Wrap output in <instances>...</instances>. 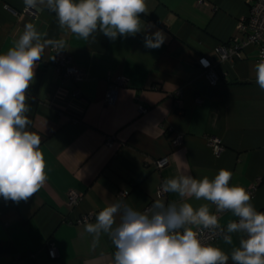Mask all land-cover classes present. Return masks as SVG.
Instances as JSON below:
<instances>
[{
	"label": "crops",
	"instance_id": "1",
	"mask_svg": "<svg viewBox=\"0 0 264 264\" xmlns=\"http://www.w3.org/2000/svg\"><path fill=\"white\" fill-rule=\"evenodd\" d=\"M147 3L149 13L141 16L147 34L161 30L166 36L155 49L145 47L143 31L114 41L97 31L85 41L60 28L56 13L46 6L36 7V16H30L24 12L25 0H0V54L32 24L42 40L64 41L58 53L68 55L83 73L79 80L62 83L56 52L45 47L28 89L26 115L28 130L41 138L47 180L27 201L0 197V240L15 247L0 252V264H112L110 236L94 238L85 225L95 223L107 204L121 200L122 190L128 191L123 202L137 211L157 199L179 203L177 194H159L158 188L180 174L213 178L227 169L231 184L256 186L251 202L264 208V90L256 83L258 48L246 43L232 60H219L215 52L217 45L241 35L247 0ZM202 56L215 62L216 84L200 67ZM117 75L126 82L114 88L113 100L107 102ZM60 84L68 91L78 89L80 98L54 97ZM177 134L180 140L174 142ZM212 137L222 145L219 152ZM165 156L167 163L158 166ZM70 189L82 193L72 206L67 203ZM189 202L195 207L207 203ZM85 214L92 216L79 221ZM216 214L223 228L237 219L231 212ZM242 236L233 233L231 245L222 237L213 244L230 253ZM49 238L58 251L53 258L46 248ZM23 253L33 259L18 260Z\"/></svg>",
	"mask_w": 264,
	"mask_h": 264
},
{
	"label": "clouds",
	"instance_id": "2",
	"mask_svg": "<svg viewBox=\"0 0 264 264\" xmlns=\"http://www.w3.org/2000/svg\"><path fill=\"white\" fill-rule=\"evenodd\" d=\"M30 8L46 6L56 13L60 28L87 41L99 31L111 40L145 32V47L159 48L166 40L161 30L148 33L141 16L149 13L147 0H25ZM94 39V37H93ZM46 46L61 51L64 41L42 40L32 24L5 54H0V197L27 201L46 183L41 138L28 130V89ZM264 56V53H262ZM256 83L264 90V59L255 64ZM232 173L220 169L213 178L180 174L166 179L164 193L181 201L157 199L144 211L118 200L107 204L87 223L85 231L98 238L108 234L115 246L112 264H264V212L252 204L251 194L231 184ZM207 203L193 206L192 199ZM209 205L215 206V212ZM231 212L236 220L222 228L216 213ZM119 216V223H117ZM205 230L219 232L224 243L242 233L239 245L225 252L207 242Z\"/></svg>",
	"mask_w": 264,
	"mask_h": 264
},
{
	"label": "built area",
	"instance_id": "3",
	"mask_svg": "<svg viewBox=\"0 0 264 264\" xmlns=\"http://www.w3.org/2000/svg\"><path fill=\"white\" fill-rule=\"evenodd\" d=\"M248 3V11L245 15L240 18L239 21V30L241 35H233L231 39L226 43H221L217 45L215 48V52L217 58L219 60H232L234 57L239 55V51L244 47L246 43L255 44L258 48V60L264 59L262 53H264V0H247ZM24 12L30 16H36L37 10L36 8H30L26 6L24 8ZM52 50L56 52V69L60 73V79L63 83L66 79L79 80L82 78L83 73L74 65L71 64V59L68 55L58 53L54 47ZM199 65L202 68L203 72L206 74L209 82L211 84H216L219 80V75L215 70V62L206 57L202 56L198 59ZM116 86L110 87L106 93V101L111 102L113 100V90L118 85H123L126 82V78L117 75L115 78ZM62 95L63 97H69V99L74 100L80 98V91L78 89L68 91L61 84L56 90V94L54 97ZM140 111H144L145 108L143 106L139 107ZM108 143H112V139H106ZM174 142L180 140V135L177 134L174 137ZM210 143L214 148L215 152H219L222 149V145L218 138L212 137L210 139ZM168 158L162 157L157 161L158 166H163L167 163ZM163 184V183H162ZM161 184V185H162ZM161 185L158 188V193H164L161 190ZM256 186L253 184L247 188H245L251 196L255 191ZM128 195L127 190L120 191V198L123 201ZM82 197V193L78 192L74 189H70L67 191V203L69 206L74 205L78 202V200ZM152 204L146 207L149 208ZM258 211L264 212V208L257 209ZM92 214L83 215L79 221H87L91 218ZM222 227V226H221ZM223 228V227H222ZM205 236L207 237V242L213 243L215 240L221 238L222 236L219 232L212 234L205 230ZM46 248L48 250V254L50 257H55L58 254L57 247L52 239H47ZM33 259V255L29 254L24 257H20L18 260L20 261H31Z\"/></svg>",
	"mask_w": 264,
	"mask_h": 264
},
{
	"label": "trees",
	"instance_id": "4",
	"mask_svg": "<svg viewBox=\"0 0 264 264\" xmlns=\"http://www.w3.org/2000/svg\"><path fill=\"white\" fill-rule=\"evenodd\" d=\"M15 250L14 244H12L9 241H5V240H0V252L3 251H10L13 252ZM27 254L23 253L20 255V257H24Z\"/></svg>",
	"mask_w": 264,
	"mask_h": 264
}]
</instances>
